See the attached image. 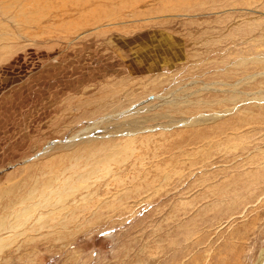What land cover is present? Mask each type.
Wrapping results in <instances>:
<instances>
[{"label": "rangeland", "instance_id": "obj_1", "mask_svg": "<svg viewBox=\"0 0 264 264\" xmlns=\"http://www.w3.org/2000/svg\"><path fill=\"white\" fill-rule=\"evenodd\" d=\"M0 264H264V0H0Z\"/></svg>", "mask_w": 264, "mask_h": 264}, {"label": "bare ground", "instance_id": "obj_2", "mask_svg": "<svg viewBox=\"0 0 264 264\" xmlns=\"http://www.w3.org/2000/svg\"><path fill=\"white\" fill-rule=\"evenodd\" d=\"M47 200V199H46ZM47 202V201H46Z\"/></svg>", "mask_w": 264, "mask_h": 264}]
</instances>
